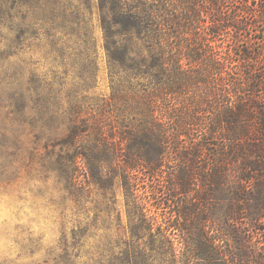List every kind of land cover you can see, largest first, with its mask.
<instances>
[{
  "label": "rangeland",
  "instance_id": "1",
  "mask_svg": "<svg viewBox=\"0 0 264 264\" xmlns=\"http://www.w3.org/2000/svg\"><path fill=\"white\" fill-rule=\"evenodd\" d=\"M116 1L0 0V264H264V218L250 216L260 202L250 201L249 210L243 211L245 203L234 195L240 187L237 177L245 158L230 141L232 134L220 131L211 136L210 130L203 138L205 146L199 150L196 164L191 162L192 156L188 163L182 159L189 154L186 147H191L190 142L205 131V124L206 129L213 128L223 119L227 103L241 104L246 99L245 107L254 115L256 108L264 105L260 86L264 75V14L260 10L264 0H217L220 8L210 0L200 2L197 6L206 12L199 19L192 18L188 29L176 23L181 16L173 11L174 27L161 52L166 57L183 55L185 51L193 53L199 45L204 60L196 69L204 74L218 69L223 73L218 82L207 77L208 83L199 92H187L186 99L177 100L173 132L181 148L166 159L169 161L158 173L159 181L150 177L153 186L145 175L139 186L134 173L115 166L119 161L111 168L102 165V185L86 177L83 164L76 171L71 170L72 162L56 164L66 156L61 145L75 108L83 109L80 117L92 118L109 98H114L116 110L155 101L144 94L146 79L143 83L129 82L118 72L123 69L109 63L107 40L127 39V34L110 36L107 31L108 26L112 31L119 27L113 10ZM119 1L127 8L142 9L156 2ZM244 7L249 13L243 12ZM238 22L244 24L239 32L227 29L213 33L219 26ZM136 42L137 49L142 41ZM141 48L134 56L147 57L145 47ZM246 53L256 60L255 66L252 60L241 66L224 60L239 63ZM249 66L254 73L250 76ZM227 68H234V78L226 76ZM242 83L248 85L247 90ZM137 90L143 94L135 95ZM195 107L208 112L199 117L194 114ZM223 126L229 129L224 122ZM234 127L254 128L258 133L256 123L245 118ZM184 134H188V142L181 136ZM256 138L252 144L264 158V139L261 134ZM171 143L173 146L177 141L172 139ZM257 161L263 164L261 157ZM186 170L195 175L189 182L194 194L174 198ZM203 175L221 179L220 189L225 190L212 195L211 190L219 186L211 183L205 189L200 179ZM247 175L256 176L257 172ZM162 184L167 188L158 190ZM169 189L171 192L162 194ZM203 193L208 199L199 202ZM247 196L244 192L242 197ZM194 198H198L195 203ZM138 202L147 204L160 219L174 209L180 213L189 207L192 213L187 211L186 218L174 222L183 233L167 238L163 227L155 225L152 235L135 239L134 226L145 221ZM200 236L208 239L203 240L213 255L208 261L198 257ZM217 251L226 255L220 262L215 259Z\"/></svg>",
  "mask_w": 264,
  "mask_h": 264
},
{
  "label": "trees",
  "instance_id": "2",
  "mask_svg": "<svg viewBox=\"0 0 264 264\" xmlns=\"http://www.w3.org/2000/svg\"><path fill=\"white\" fill-rule=\"evenodd\" d=\"M204 1L208 2L207 0H156L157 3L155 2L153 6L147 9H142L141 7L127 8L124 2L119 0L116 1L113 5V10L115 12V24L119 25V27H117L116 31H112V26H108L107 31L111 34L110 36H112V34H117L119 36L127 34V39L124 41L122 40V42L107 40L106 53L109 58V63L111 66L123 69L122 72H118L125 76V79H129V82H142L146 79L145 82H147L148 86L147 90H144V94H146L147 97L150 96V99L154 97L155 101L153 104L149 101L148 105L139 102V104H131L130 108L120 107V109L116 110L114 98H109V100H104L105 102L100 104L95 112V116L92 118L88 115H85L84 118L80 117L84 112L83 109H81V107L75 108L73 119L68 124L67 133L63 137L61 145L66 149V156L60 158V161L57 160L56 164L59 165L62 161L66 164L72 162L74 165L71 170L74 171L78 170L79 164H83L87 171L86 177H88L92 183L100 185H102V183H100L101 181H99L100 176L103 174L101 170V168L103 169L102 165L111 168L113 164H116V161H119V165H115L117 168L120 167L125 172L128 171V174L134 173V179L139 180V186H141L140 183L143 180L141 179L142 175L147 176L149 180L153 178V181H159L157 177H160V174L158 173L162 170L164 163L169 161V159H166L169 157L172 158V155L175 153L174 151H179L181 148L179 137L175 136V132H173L174 123L177 119V100L181 97L186 99L187 92H199L202 86L208 83L205 80L207 77L212 81L218 82L223 73L221 69H218L217 72L212 71L209 74H204L196 69L197 67L199 68L196 64L204 60V55L202 53L203 48L199 47V45L191 50L193 53L185 51L183 55L166 57L161 52L162 49L166 47L167 41L165 37L174 27L173 11H176L181 16V20H178L176 23L184 24L183 28L188 29V27L192 25V18L193 21L199 19L204 12H206L205 9L202 10L201 6H197L200 2L204 4ZM210 2H212L215 7L220 8L221 6L217 0H210ZM181 7L182 9H180ZM178 10H180V12ZM260 11L264 14V7H262ZM243 12L249 13L247 7L243 8ZM176 18H178V16H176ZM243 27L244 24L242 22H238L236 25L234 23H229L217 27L215 31H213V29L211 31H213V33H219L227 29H237L239 32ZM140 40L142 44L138 43L140 47L136 49V41ZM142 46L145 47L148 56H134V54L136 55L144 49L141 48ZM224 60L226 63L228 62L227 64L231 65L237 63L235 66H241L242 63H246L250 60H252L251 64L253 66H255L256 63V60L247 53L245 56L241 57V62L239 63L233 59ZM223 64L225 65V63ZM184 65L186 66L183 67ZM114 67H111V69L114 70ZM163 67L164 69H162ZM249 69L251 70L249 76L253 75V67L249 66ZM233 70L234 68H227L225 70V73H227L226 76L234 78L236 73ZM241 79H243V77H241ZM235 84L236 82L233 83V85ZM260 84L264 92V75L260 80ZM247 86L246 83H242L244 90H247ZM255 88L256 85L253 86V89ZM113 91L114 96L116 94V89ZM134 93L135 95H138V93L143 94L140 93L139 90L134 91ZM158 98L161 100L158 101ZM204 98H208V96L205 95ZM245 100L246 99H242L241 104L236 103V101L227 103L226 110L222 116L223 119H220L217 124L215 123L213 128L206 129L205 124V131L195 140L198 142H190L192 144L191 147H186L189 154L186 155L187 157L183 156L182 159L185 160V162H189L191 160H189V156H192L194 161L192 160L191 162H193V165L196 164L197 158L200 156L199 150L205 146L203 138L209 134L208 131L211 130V136L220 131H227L228 134H232L233 138H231L230 141L236 143V147L238 148L237 151H240L245 158V163L237 177L240 187L234 190V195H237L238 199H241L242 202L245 203L246 207L245 209L243 208V211L249 210L247 205H249L250 201L255 200L258 204L260 202L259 207L256 208L257 211L251 213L250 216L254 219H261L264 218V193H262L264 191V158L260 154V151L256 149L257 147H254L252 142H254L255 139L257 140L256 137L259 134H261L264 139V105L256 108L254 111L256 115H254L253 112L251 113V111L247 110L245 107L247 103ZM185 103L188 104V102ZM189 105L192 106L191 103H189ZM160 106L162 109H159ZM206 110H197L195 107L194 114L199 116L198 114L202 112H208V110ZM156 111H160L161 114H156ZM243 118L251 123H256L258 133H255V130H253L254 128L249 130L247 127L242 129L234 127L236 123H239ZM223 122L229 127L228 130L223 126ZM181 129H183V126L177 127L175 131ZM181 136L187 138L188 134ZM172 139H175L177 144H173L172 146ZM185 141L188 142V138L187 140L185 139ZM260 157L263 159V164H259L260 161H257ZM189 164L192 165V163ZM205 168L206 167H204V170H206ZM191 169L192 172L195 171L194 166H191ZM248 172H257V175H247ZM135 173L137 174L135 175ZM179 177L181 180L182 174ZM70 178L75 179L76 177L70 175ZM192 179H195V175L186 170L185 179L181 180V183H178V194H174V198L177 195L190 198V196L194 194L191 189L192 184L189 183ZM200 179L205 189L209 187L211 183L219 186L217 189L211 190L214 196H217L220 190H225L224 187L220 189V185L223 182L219 178L213 179L212 177L203 175ZM144 183L145 181L143 185ZM257 183L259 185L256 187ZM151 184L153 186L152 182ZM160 188H167V186L162 184L157 189L160 190ZM261 188L263 190H261ZM251 190L253 192H249ZM169 192H171V189L163 191L162 194L164 195ZM244 192H247L249 196L245 198L242 197ZM205 199L207 200L208 198L205 197L203 193L201 197H199V202ZM197 200L198 198H194L193 203ZM167 201L172 202V199H167ZM138 203L140 206L138 210L141 211L140 214L144 217L145 221L141 220L140 224L134 226L132 237L135 239H141L144 235H152L155 225L163 227L164 235H166L167 238V235H174L176 232L183 233L182 231L184 229L181 230L178 225H174V222L178 220V218L182 220L186 218L187 216H185V214L187 211L192 213L189 207H187L186 211L183 209L180 213H177L174 209L169 213H164L163 219H160L156 212L152 211V208L150 209L147 207V204L144 206V204ZM196 205L197 204H195V207ZM193 210H196V208H193ZM148 212L151 213L150 216ZM203 236H200L202 237V244H198L202 249V251L198 253V257L208 261L213 255L211 256L212 253L210 249L204 245L203 240L205 241L208 239L205 237L203 238ZM212 244H214V242ZM212 244L211 246L214 248ZM136 251L135 249V252ZM144 252L146 255L143 257L148 259L149 254H147L146 250ZM225 256L223 252L217 251L215 259L220 262Z\"/></svg>",
  "mask_w": 264,
  "mask_h": 264
}]
</instances>
